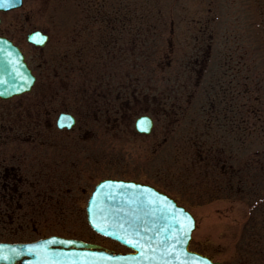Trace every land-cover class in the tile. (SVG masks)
<instances>
[{"label": "rangeland", "instance_id": "rangeland-1", "mask_svg": "<svg viewBox=\"0 0 264 264\" xmlns=\"http://www.w3.org/2000/svg\"><path fill=\"white\" fill-rule=\"evenodd\" d=\"M109 1L112 7L115 0ZM129 3L122 0V9ZM263 5L264 0H136V19L123 14V19H105L103 34L121 32L122 39L137 34L138 64H148L147 57L152 58L139 71L145 86L139 104L148 108L155 123L152 134L138 135L133 147L110 148L105 154L100 147L92 148L86 164L90 179L75 191L91 188L97 178L119 177L127 166L125 157H132L138 167L149 160L152 175L141 177L177 197L198 218L192 250L225 264H264V246L259 247L264 229L257 230L254 225L260 219L253 220L254 214H262L255 203L264 194V181L257 182L251 170L247 184L234 183L233 190L227 184L232 154L239 164L248 157L250 168L257 167L255 152L264 154ZM198 15L203 18L191 19ZM198 20L206 26L201 48L209 54L201 75L182 62L185 51L193 49ZM41 21L49 31L66 30L65 19ZM52 46L47 45L45 53ZM126 64L122 61L118 67L122 74ZM84 200L79 195L73 213L46 209L29 215L26 220L35 225H28L22 234L51 230L89 235L83 228ZM9 228L0 222V240L14 236L8 235ZM254 239L257 246L251 247Z\"/></svg>", "mask_w": 264, "mask_h": 264}, {"label": "flooded vegetation", "instance_id": "flooded-vegetation-1", "mask_svg": "<svg viewBox=\"0 0 264 264\" xmlns=\"http://www.w3.org/2000/svg\"><path fill=\"white\" fill-rule=\"evenodd\" d=\"M129 2V8L124 10L122 0H115L112 7L109 0L107 4L105 0H10L9 6L0 7V39L12 42L21 51L35 76L29 91L0 95V222L2 226L9 225L8 235H14L0 241L29 242L61 235L130 251L89 226L88 199L103 178H97L91 188L81 187L79 193L74 189L90 179L86 164L92 148L100 147L105 154L110 148L133 147L138 135L149 136L140 134L134 123L139 112L148 110L139 104L145 94L139 71L145 70L143 63L147 68L152 58L147 57L148 64H138L134 54L137 34L122 39L121 32L103 34L104 30H100L105 19H123L122 14L136 19V0ZM42 19H65L66 30L49 31L41 27ZM196 25L191 38L193 49L184 52L182 61L190 71L201 75L209 65V54L201 48L206 26L200 20ZM36 30L48 33L44 45L37 42L41 37L36 34L29 39ZM52 43L55 46L45 53L46 46ZM233 60L229 54V62ZM122 61H127L124 74L118 68ZM229 66L234 70L230 63ZM146 97L149 98L147 92ZM61 114L67 117L59 119ZM232 150L231 143L229 152ZM261 156L258 153L253 162L257 167L250 168L248 157L239 164L232 154L229 190H233L234 183L247 184L251 170H255L257 182L264 181L260 172L264 170V154ZM125 161V172L119 178L148 182L141 175L151 176L153 163L148 160L138 167L132 157H125ZM79 195L85 196L83 228H88L89 235L51 230H32L27 237L22 234L28 225H35L26 220L29 215L46 209L73 213L72 206L78 203ZM258 196L255 205L262 214H254L253 220L261 219L254 225L261 230L264 194ZM253 241L250 246L256 247L258 241ZM261 241L259 247L264 246V235ZM259 252L262 253L261 249Z\"/></svg>", "mask_w": 264, "mask_h": 264}, {"label": "water", "instance_id": "water-1", "mask_svg": "<svg viewBox=\"0 0 264 264\" xmlns=\"http://www.w3.org/2000/svg\"><path fill=\"white\" fill-rule=\"evenodd\" d=\"M46 38L43 36L41 43ZM17 80L23 82L19 89L27 90L34 76L17 48L11 43L0 42V87L9 81L6 84L12 88ZM145 121L146 124L139 128L150 132L152 121L149 117ZM104 186L100 191L104 198L97 192L94 199L102 200L105 214H97L95 200L94 214L90 215V221L95 228L136 248L137 253L122 255L90 251L83 252L81 256L63 252L45 254L47 251L36 244V263L43 264L52 259L48 264H223L188 250L195 220L169 195L152 186L133 182L107 180ZM24 245L0 246V262L12 264L15 253L34 248L32 244Z\"/></svg>", "mask_w": 264, "mask_h": 264}, {"label": "snow or ice", "instance_id": "snow-or-ice-1", "mask_svg": "<svg viewBox=\"0 0 264 264\" xmlns=\"http://www.w3.org/2000/svg\"><path fill=\"white\" fill-rule=\"evenodd\" d=\"M10 0H0V7H7L9 6ZM39 35V34H36ZM37 42H41L37 40ZM129 243H133L132 240H128ZM37 247L44 248V245H38Z\"/></svg>", "mask_w": 264, "mask_h": 264}]
</instances>
